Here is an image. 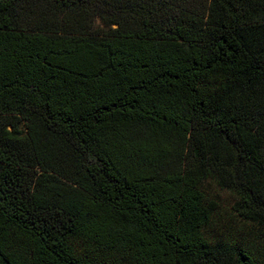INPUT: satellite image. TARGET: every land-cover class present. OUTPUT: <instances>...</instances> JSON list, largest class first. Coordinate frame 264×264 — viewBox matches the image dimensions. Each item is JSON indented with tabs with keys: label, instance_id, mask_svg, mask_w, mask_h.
<instances>
[{
	"label": "trees",
	"instance_id": "obj_1",
	"mask_svg": "<svg viewBox=\"0 0 264 264\" xmlns=\"http://www.w3.org/2000/svg\"><path fill=\"white\" fill-rule=\"evenodd\" d=\"M0 264H264V0H0Z\"/></svg>",
	"mask_w": 264,
	"mask_h": 264
}]
</instances>
